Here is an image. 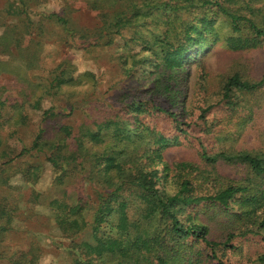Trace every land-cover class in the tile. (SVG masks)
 Returning <instances> with one entry per match:
<instances>
[{"label":"trees","instance_id":"trees-1","mask_svg":"<svg viewBox=\"0 0 264 264\" xmlns=\"http://www.w3.org/2000/svg\"><path fill=\"white\" fill-rule=\"evenodd\" d=\"M82 1L89 9L101 12L94 40L103 38V44L108 45L114 36L129 31L131 40L153 52L157 63L154 73L148 76L153 78L149 85L139 89L136 97L123 101L117 111L99 109L94 119L80 124L76 132L71 125L62 123L60 112L53 107L44 111L51 128H40L29 147L16 137L20 145L17 152L9 138L0 150V167L30 151L43 156V161L52 166L53 186L62 188L61 197L47 203L54 225L69 239L84 230L88 233L87 239L70 243L71 253H78L73 264H201L205 249L206 260L214 258L216 264H225L218 253L232 247L230 241L234 236H245L254 224L264 228V151L222 149L209 155L202 149L201 158L209 163L210 170L190 161L170 166L164 152L180 144V134L168 136L156 131L146 123V115L165 113L184 135L186 130L173 109L182 105V100H178L182 91L177 90L187 76L182 69L193 54L196 58L218 40L225 41L230 51L262 47L264 13L253 6V1L264 0ZM217 15L226 18L228 24L217 28L213 17ZM52 16L65 22L59 15ZM226 26L230 32L227 35L221 30ZM6 48L9 50L8 45ZM190 48H195V52H189ZM4 70L0 62V75ZM82 77H57L54 83L56 87L63 83L73 85L81 83ZM263 86L264 74L252 80L233 73L222 83L221 101L231 111L244 110L245 96L254 95ZM4 98L0 97V107ZM160 100L169 106L162 105ZM2 143L0 140V146ZM218 161L242 165L245 179L243 183H228L215 187L211 194H202V187L214 174ZM42 169V163L30 165L24 170L23 179L36 182ZM75 170L86 174L81 177L82 185L85 181L90 193L87 199L81 196L72 203L66 184L69 173ZM169 173H173V193L165 189ZM202 202L216 207L227 218L226 227L236 228L237 233H227L223 242L210 239L208 225L195 212ZM0 208L2 218L5 210ZM10 222L7 217L0 223V231L7 230ZM18 254L0 264H33L36 259L33 255L27 259L25 251Z\"/></svg>","mask_w":264,"mask_h":264},{"label":"rangeland","instance_id":"rangeland-1","mask_svg":"<svg viewBox=\"0 0 264 264\" xmlns=\"http://www.w3.org/2000/svg\"><path fill=\"white\" fill-rule=\"evenodd\" d=\"M253 6L264 13V1H253ZM100 13L89 9L82 0H0V62L5 69L0 75V97H5L0 107V150L9 138L16 152L20 149L17 138L29 147L40 128H51V122L44 118V111H51V107L60 112L62 123L71 125L76 132L80 124L90 123L99 109L117 111L123 101L136 97L139 89L149 85L153 77L148 76L154 73L157 63L153 52L131 40L129 31L114 36L108 45L103 44V38L94 40ZM213 17L217 28L228 24L222 15ZM140 22L146 23L142 19ZM221 30L226 35L230 33L228 26ZM224 42L218 40L196 58L193 54L182 69L187 73L182 86L177 84V90L183 92L178 98L182 105L173 109L187 135L178 132L173 119L165 113L146 115V123L156 131L168 136L180 134V144L164 152L170 166L190 161L210 170L209 163L201 158L202 149L209 155L222 149L264 151V86L254 95L245 96L244 110L231 111L221 101V86L227 76L239 73L257 80L264 74V45L255 50L230 51ZM190 49L195 52V48ZM79 75L83 76L81 83H63L60 87L54 83L57 77ZM161 103L169 106L163 100ZM16 119L21 122L15 123ZM43 160V156L30 151L0 167V207L5 210L0 223L7 217L11 219L9 228L0 231V263L25 251L27 259L36 257L33 264H73L78 253H71L70 243H79L88 235L84 230L69 239L54 225L47 203L61 197L62 188L53 186V168ZM37 163L43 164L39 179L27 183L23 172ZM214 166L215 172L204 183L202 194H211L215 187L228 183H243L246 172L242 165L218 161ZM83 175L86 174L77 170L69 173L66 188L72 203L81 196L87 199L90 193L85 181L82 185ZM172 176L169 173L167 193L174 192ZM37 191L41 193L38 196ZM195 212L208 225L210 239L223 242L227 233H237L236 228L226 227L227 218L210 202H202ZM263 237L264 228L251 225L249 233L234 236L232 247L218 256L225 264H264ZM206 254L205 249L201 264H216L214 258L206 260Z\"/></svg>","mask_w":264,"mask_h":264}]
</instances>
